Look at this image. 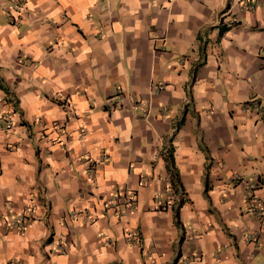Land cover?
<instances>
[{"label":"crops","instance_id":"obj_1","mask_svg":"<svg viewBox=\"0 0 264 264\" xmlns=\"http://www.w3.org/2000/svg\"><path fill=\"white\" fill-rule=\"evenodd\" d=\"M16 1L0 0V264H264V122L243 109L264 106V0H23L13 20Z\"/></svg>","mask_w":264,"mask_h":264},{"label":"built area","instance_id":"obj_2","mask_svg":"<svg viewBox=\"0 0 264 264\" xmlns=\"http://www.w3.org/2000/svg\"><path fill=\"white\" fill-rule=\"evenodd\" d=\"M24 1L23 0H18L16 1V4H15V7L13 8V10L15 12H18V16H12V19L13 20H19V15L24 11ZM257 7V4L256 2H254L253 0H242L241 1V8L245 11H254ZM225 15L224 12H221L218 14L217 16V25L221 26V25H225L222 21H223V16ZM55 97L58 99V102L59 104H61V106L63 107V109L66 110V113H67V118H73V117H76L78 114L76 113L75 109L72 107V105H70V103L67 101V97L61 95V94H56ZM243 109L245 111H248V110H251L257 114H259L258 116V120H261L264 122V106H260V104L258 103H250V104H245L243 106ZM6 121L7 123H10L11 122V118L10 116L8 115L6 117ZM63 123L65 122H59L58 124L55 125V128L56 129H59ZM79 134L81 136H84L85 135V130L84 129H81L79 130ZM233 179L235 181H243L242 180V176L239 175L238 173H235L233 174ZM246 187L251 191V193H254L255 192V189L257 188V182L256 183H253V182H250V183H245ZM172 194L174 196V198L178 201L182 200L183 199V196L184 194H182V192H175L174 191V187H172ZM252 204L253 206L255 207L256 209V213L257 215H262L263 213V204L260 200H257L255 197L252 198ZM35 215V209L31 206H28V207H25L21 212L20 214L17 215V217L15 218V221L14 223L12 224L11 227H14V226H18L21 230L24 229V227L31 222L32 218L34 217ZM131 236L135 242L136 241H139L138 239V235L136 233H130L128 235V237ZM62 249H60L61 251Z\"/></svg>","mask_w":264,"mask_h":264},{"label":"trees","instance_id":"obj_3","mask_svg":"<svg viewBox=\"0 0 264 264\" xmlns=\"http://www.w3.org/2000/svg\"><path fill=\"white\" fill-rule=\"evenodd\" d=\"M227 29L226 26H222L220 27V33H223L225 30ZM198 39L201 40V37L200 35L198 36ZM0 88L5 92L6 95L9 94V89L7 88L6 84L0 79ZM183 121V117H181V119L177 122L176 124V128H178V126L182 123ZM165 159H166V162H167V168L171 174V181L174 185H178L179 184V175H178V170H177V167L175 165V161H174V157H173V153H172V148L170 146H165ZM206 192V190H205ZM206 195V193H205ZM183 202V200H181L179 202V205H181ZM176 215L178 216L177 212H176Z\"/></svg>","mask_w":264,"mask_h":264},{"label":"clouds","instance_id":"obj_4","mask_svg":"<svg viewBox=\"0 0 264 264\" xmlns=\"http://www.w3.org/2000/svg\"><path fill=\"white\" fill-rule=\"evenodd\" d=\"M182 200H183V199H182ZM180 201H181V200H180ZM180 201H179V202H180Z\"/></svg>","mask_w":264,"mask_h":264},{"label":"rangeland","instance_id":"obj_5","mask_svg":"<svg viewBox=\"0 0 264 264\" xmlns=\"http://www.w3.org/2000/svg\"><path fill=\"white\" fill-rule=\"evenodd\" d=\"M71 105V104H70Z\"/></svg>","mask_w":264,"mask_h":264}]
</instances>
